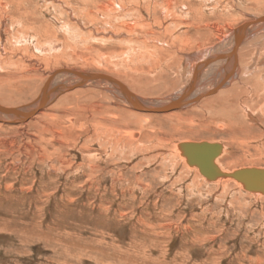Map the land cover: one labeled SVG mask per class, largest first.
Returning <instances> with one entry per match:
<instances>
[{
  "label": "rangeland",
  "instance_id": "obj_1",
  "mask_svg": "<svg viewBox=\"0 0 264 264\" xmlns=\"http://www.w3.org/2000/svg\"><path fill=\"white\" fill-rule=\"evenodd\" d=\"M131 1L0 0V81L11 82L0 104L18 111L57 67L106 73L144 101L170 98L187 78L185 53L223 49L264 14V0ZM106 87L0 122V264H264V196L202 179L173 149L217 141L223 169L264 168V135L218 126L211 108L223 96L143 114Z\"/></svg>",
  "mask_w": 264,
  "mask_h": 264
},
{
  "label": "bare ground",
  "instance_id": "obj_2",
  "mask_svg": "<svg viewBox=\"0 0 264 264\" xmlns=\"http://www.w3.org/2000/svg\"><path fill=\"white\" fill-rule=\"evenodd\" d=\"M137 4H134V5H137ZM165 6L167 7V5ZM136 11L137 10H135V12ZM133 26L135 27V25ZM260 37L264 38V14L263 13L258 14L252 20L244 21L243 23L233 28L231 31L229 41L226 43H223L224 45L223 49L221 47V48H217L211 51L207 49H205V51L204 49L203 51L198 50L196 54H194L193 52L185 53L187 59H185L186 62L185 60L182 61V66L185 70L188 69L187 78L183 79V82L181 81L180 83L181 86L179 87L180 89L178 88L174 96L170 98L159 99V100H155L152 102L144 101L142 97H140L133 90L128 88V86H126L127 84L125 85L123 81H121L120 79L118 80L117 78L110 76L106 73L95 72L94 76H91L92 73H89L88 71H80V70L78 71L77 69L68 68V67H57L56 69L50 72L48 77L46 76L47 77L46 80L45 81L43 80L44 82H42L37 88V90H35L33 100L31 102H28L26 105H22L16 113H11V109H8L7 106L0 104L2 108H6V109H2L0 107V122L1 123L10 122L11 124L26 123L27 121L32 120L33 118L37 117L38 115L46 111L52 103H55V101L62 98L66 93L68 94L75 90L81 89L85 85L88 86V84H97V85H105V86L107 85L106 88L112 91L113 92L112 94L117 93V95H114L115 97L117 96L116 100H119L120 103L126 105L130 109L138 111L143 114L144 113L159 114L161 112H152V111L149 112L141 108L136 109L135 107H133L132 101L137 99L138 102L143 104V106L146 108H157V107L169 106L170 109L168 111L161 113L163 114L166 112H172V111H177V110L180 111L183 108L196 105L198 102L200 103L202 99L203 100L210 99V97L215 96V95L223 96L224 99L220 101L221 103L218 106H216V104H214L215 107L211 105L212 106L211 111L221 121V123L219 122L218 126L222 127L223 123L228 124L231 128L235 126H239L240 132H244V133H246V131L249 132V129L251 130L253 126H255L256 136L258 135L260 137L261 135H264V65H262L264 63V42L261 43L258 40V38ZM219 40H220L219 43H221L222 38H219ZM185 44H188V43L185 42ZM225 47L227 48L225 49ZM246 54L248 55L246 56ZM241 55L242 56L245 55L247 57V61H246L247 64L244 66L241 62ZM248 59H249V62H248ZM251 61H253V63ZM150 70L152 71V68ZM153 73H154V69H153ZM210 79L212 81L211 83L207 85L206 82L208 81L210 82ZM9 84H11V82L8 79L4 81H0V96L1 97H4L5 94L10 93L9 91L11 90V87L10 89H7V86ZM123 87H125L130 92V94H128L127 92L125 93ZM5 100L2 99V101H5ZM244 126H251L252 128L247 127V129H245ZM136 134L137 132L136 133L134 132V134H130V135H136ZM201 141H207L209 143H214V141L194 140L191 138H183V139H179L176 143L173 142L174 143L173 149L178 154V156L181 158L182 160L181 164L183 163L186 164L189 167V169H191L195 173L200 174L201 178L207 180L208 182L209 181L211 182L225 181L226 182L228 180H231L235 182V184L240 189H244L245 191L252 193L253 196L254 195L257 197L264 196L263 191H248L244 188L243 184L240 181L234 178H231V177H218L214 179V181L208 180L207 178H205L200 173L197 166L189 164L187 162L185 156L181 153V149L179 147V143H182V142L193 143V142H201ZM221 146H222V150H221L222 152L224 147L222 144ZM255 150L260 151L259 146H255ZM219 156L220 155H218V157ZM218 157H216V159L214 160V163L218 167H220L223 172L233 171V170L227 171L223 169L218 164L219 162L217 163ZM251 167H254V166H251Z\"/></svg>",
  "mask_w": 264,
  "mask_h": 264
},
{
  "label": "water",
  "instance_id": "obj_3",
  "mask_svg": "<svg viewBox=\"0 0 264 264\" xmlns=\"http://www.w3.org/2000/svg\"><path fill=\"white\" fill-rule=\"evenodd\" d=\"M91 76H94V73L91 74ZM123 89L125 93L127 92L130 94V92L125 87H123ZM132 105L136 109L141 108L149 112H165L170 109L169 106L146 108L143 106V104L138 102L137 99L132 101ZM11 110L17 112L15 109ZM179 147L187 162L197 166L200 173L208 180H214L218 177H231L240 181L244 188L248 191L264 192V168L242 167L231 172H223L222 169L214 163V160L216 157H218V155H220L222 150L220 143H209L207 141L193 143L182 142L179 143Z\"/></svg>",
  "mask_w": 264,
  "mask_h": 264
}]
</instances>
